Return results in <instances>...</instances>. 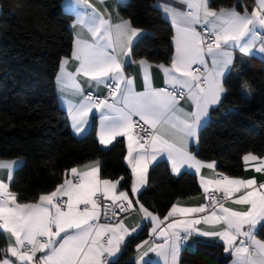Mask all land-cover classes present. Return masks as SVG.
<instances>
[{"label":"snow or ice","instance_id":"snow-or-ice-1","mask_svg":"<svg viewBox=\"0 0 264 264\" xmlns=\"http://www.w3.org/2000/svg\"><path fill=\"white\" fill-rule=\"evenodd\" d=\"M177 3L183 4L187 10L165 8V12L177 23L175 55L170 66H156L165 75V82L171 90L169 87H152L148 71L152 65L143 59L138 63L143 71L145 91L134 90L133 79L124 75V63L135 62L132 60V44L143 33L132 27L130 21L113 26L95 11L87 21L83 17L78 20L87 28L90 38L77 36L75 40L72 55L79 61L76 73L64 72L62 65V76L58 77L62 86H71L77 94L82 90L74 79L75 75L82 74L97 84L109 86L111 103L107 98L88 95L72 107L71 118L76 131L81 132L89 114L99 110L101 145L111 144L116 137H127V162L135 177L131 189L133 193L147 183L148 165L160 152L168 154L176 171L184 164L197 171L205 166L209 169L215 167L214 163H201L186 151L184 144L197 137L209 106L217 104L226 91L222 77L233 62L231 49L238 48L241 54H248L256 46L257 37H260L259 50L264 52V0H257V7L251 13L245 8L243 14L235 8H222L217 12L210 7L209 0H177ZM196 25L203 26L201 31L196 30ZM207 57L211 58L210 69L207 67ZM67 63L65 59L63 64ZM194 65L200 67L194 68ZM201 67L204 68L203 72ZM243 88L248 90L246 83ZM118 95L119 100L116 99ZM185 96L193 101L194 111L185 112L179 107V100ZM133 117H138V121L143 123L140 124ZM145 125L148 127L145 128ZM137 127L147 137L145 143H141V139L134 134ZM164 129L177 135L180 146H177V142H170L166 134H161ZM146 144L151 148L150 154ZM134 152L137 153L135 156ZM257 159L251 154L243 157L245 162ZM12 163L0 162V168H11ZM255 170L261 172L264 168L257 167ZM68 171L72 178L63 179L53 191L41 194L36 203H18L16 194L9 191V183L0 181V231L5 233L9 242L7 249H0V264H119L121 245L126 236L136 231V227L129 229L121 221L115 225L110 222L101 224L99 220L101 207L104 208L105 217L111 210L113 218L117 214V207L120 212L133 207L127 192L117 194L123 178L102 179L98 162L83 170L73 167ZM200 183L205 193L209 192L210 186H214L224 200L245 190L234 203L247 205L248 208L234 211L224 207L212 195L210 202L213 210L210 214L199 219L170 223L159 233L165 238L164 243L150 246L145 242L138 246L145 250L139 253L137 259L143 260L151 251L163 257L164 264H178L179 242L187 240L196 231L204 236H218L226 245L225 251L234 253V264H264V241L255 239L254 235L257 224L264 227V183L256 187L254 178L245 180L228 176L214 180L201 178ZM101 201H124L127 204L116 206L101 204ZM139 208L159 226L158 217L142 204ZM207 210L208 205H173L167 216L205 213ZM202 222L223 223L226 227L223 231L199 232L194 226ZM168 229H180L184 235L181 236L180 231H173L169 235ZM238 237L244 238L239 244ZM37 253L40 255L37 256ZM144 264H152V261H144Z\"/></svg>","mask_w":264,"mask_h":264},{"label":"trees","instance_id":"trees-1","mask_svg":"<svg viewBox=\"0 0 264 264\" xmlns=\"http://www.w3.org/2000/svg\"><path fill=\"white\" fill-rule=\"evenodd\" d=\"M209 4L235 7L242 13L246 8L250 13L255 0H209ZM119 11L145 31L132 45L133 59L169 63L173 27L155 0H129ZM72 20L62 0H0V159H22L9 184L19 202H36L62 183L68 170L93 159L101 162L102 178H123L119 189H131L125 139H116L108 148L101 146L95 117L87 133L76 136L59 104L55 78L72 50ZM223 84L226 91L210 109L192 151L202 160L214 161L219 173L240 177L244 155L264 153V58L237 55ZM200 192L195 174L174 175L169 163L161 160L150 168L148 186L138 200L165 217L178 199ZM259 234L264 238V227ZM147 238L144 225L123 243L119 264H136L130 257ZM6 247L0 231V249ZM231 259L223 243L198 241L194 250H182L180 262L229 264Z\"/></svg>","mask_w":264,"mask_h":264},{"label":"crops","instance_id":"crops-1","mask_svg":"<svg viewBox=\"0 0 264 264\" xmlns=\"http://www.w3.org/2000/svg\"><path fill=\"white\" fill-rule=\"evenodd\" d=\"M128 1L129 0H62V4H63V7L65 8V10H67L69 13H71L73 15V20L71 22V30L73 32V45H72V50H71L70 55L65 57L61 61L59 71L57 72V75L55 78V88H56V93H57V98H58L59 104L65 110V112L67 114V119H68L69 125L71 126L75 135L78 137H82L87 133V131L90 128L91 121L95 117L97 120L96 136H97V139L99 140V132H100V128H101V111L94 110L92 113H90L89 117L87 118V124L84 126L83 131L77 132L75 127L73 126L74 122L71 118L72 107L75 106L76 104H78L85 97L84 94L86 91H94V92L98 93L99 95H106L105 84H97L95 81L89 80L87 77H84L82 74L74 76L75 81L80 85V88L82 90V92L80 94H77L71 86L64 87L61 85V83L58 82V77L62 76V65H63V71L64 72L72 73V74L76 73V69L78 68L79 61L75 60L73 58L72 54H73V51L75 49V40H76L77 36H80L81 38H90V33H88L87 28L84 27V25L78 23V20L83 17L85 19V21H87L89 18V15L93 11H95L96 13H99L100 15H102L113 26L121 23L122 21H130L129 19L123 17L119 11V6L126 4ZM155 6L161 10L163 16L170 22V24L173 27V37H172V41H173V45H174V51H173V55H172V58H173V56L175 55V37H176L177 23H176V21H174L171 18L170 15H168L165 12V8L176 7L180 11H186L187 9L185 8V6L183 4L177 3V0H155ZM256 7H257V0H255V7L254 8H256ZM222 8L223 9H232L235 7H221V8H212V9L219 12V10ZM235 10L238 11L236 8H235ZM238 12H240V11H238ZM240 13H242V12H240ZM130 23H131V21H130ZM131 26L134 27L132 25V23H131ZM201 26L202 25H196V30L200 31ZM134 28H136V27H134ZM137 29H140V28H137ZM140 30L143 34L145 33V31L143 29H140ZM262 31H264V30H262ZM138 38L134 39L133 44ZM259 49H260V37H257L256 46L250 51V53L243 54V55L254 54V55H257L259 57L264 58V52H261ZM117 50H119V49L117 48ZM231 52H232V56H233V62L229 66V68L225 71V73L222 77V83L224 82V79L228 75V73L233 69L236 56L242 55L238 48L231 49ZM172 58H171L170 62L166 63V64L165 63L152 62V61L143 59V60L147 61L148 64L152 65V67L149 68L148 71H149V75L151 78V84H152L153 88L159 89V88H165V86H169L165 82L166 81L165 75L156 66L161 65V64H163L165 66H170ZM65 59H67V61H68L67 64H63V61ZM206 59L208 60L207 67L210 69L212 67L211 58L207 57ZM132 60L135 62L131 63V64L124 63V75L126 78L133 79V82H134L133 87H134V90L136 92H143V91H145V84H144V80H143V71L141 70V67L138 63L141 59H133V57H132ZM128 65H130V66L128 67ZM193 67L195 68V67H200V66L194 65ZM201 68L204 71V68L203 67H201ZM105 79H107V78H105ZM121 87L123 88V85H121ZM223 87H224V84H223ZM223 94H222V96H223ZM222 96H221V98H222ZM116 99L117 100L120 99L119 95L116 97ZM109 102L111 103L112 99H110ZM219 102L217 104L209 106V108L207 110V116L203 120L201 126L198 128L197 137L194 139H189L184 144V147H185L187 152H189L192 156H194L197 160H199L201 163H203L205 165H207L208 163H214V165H215L214 168L209 169L208 167L205 166V167L200 168L199 171H197L195 168L190 167L187 164H184V165H181L179 167L178 171H176L173 169L172 161L169 159L168 154L166 152H160L156 155L155 160H153L148 165L147 183L140 186V188L137 192L133 193L131 191V189L133 188V185H134V181H135V177L133 176V174H132V182H131L130 191L121 190V189H119V185H118L117 194H119L120 191L127 192L129 195V198L132 200V204H133V210L129 214H127L126 216L121 218L119 221L123 222L124 225L126 227H128L129 229L136 227V231L132 232L131 235L126 236L124 242L129 237H131L132 235L137 233L144 225H146L147 232H148V238L145 241H143L139 246L144 245L145 242H147V245H150V246H155L157 244H163L165 238L160 236L159 233L161 230L167 228V226L170 223H173L175 220L183 221V220H188V219H199L202 216L208 215L211 213V211H209V212H205V213H191L188 215L176 214L175 216H172V217H168L167 215L165 217H162L153 209L143 205L138 200V195L143 189L147 188L149 170L158 161H161V160L167 161L169 163L171 170H172L174 175H178L184 171L195 174L199 179V183H200L201 178L214 180V179L221 178L222 176H228L229 178H240V179H245V180L250 179V178H254L257 181L256 187H259V185L261 183H264V171L257 172L255 170L257 167L264 168V153H263V155H260V156L257 154H254V153L246 154V155H249V154L255 155L258 157V159L256 161H247V162H245L243 160L244 166H245V170H244L243 175L240 177H233V176L224 175V174L219 173L217 171L216 164L214 161L202 160L199 157H197L194 154V152L192 151V148L194 146H196L198 143L199 131H200L201 127L203 125H205V123L208 121L210 109L212 107L218 105ZM179 107L182 108L185 112H192L195 110L193 101L190 98H188L187 96H185L183 99L179 100ZM134 134L137 136V138H139L135 132H134ZM161 134H166L167 138H169L170 142H177V146H180V144L178 142L177 135L173 134L170 130L164 129V130H162ZM118 138H121V137H116L112 141V143ZM122 138H124L125 142H126V156H125L126 164L129 168V170L131 171V166L127 162V155H128L127 137H122ZM141 143H143V142L141 141ZM111 144L101 145V146H103L104 148H108ZM146 150L149 154L151 153L150 147L148 149L146 148ZM136 154H137L136 152L133 153L134 156ZM0 162H13L11 168H0V181H3V182L10 184L12 177H13L14 170L18 165H20L22 163V159H10V160L0 159ZM96 162H98V166L100 168L101 162L99 159H93V160L87 161V162L80 164L78 166H75V167L83 170L86 166L90 167ZM9 175L11 176L10 181H9ZM100 176H101V173H100ZM65 178H72L70 171H68ZM102 179H108V178H102ZM200 186H201V192L199 194L191 196V197H187V198L178 199L173 205H177L180 207H199L204 202H206L207 195L210 191H218L214 188V186H210L209 192L205 193L201 183H200ZM244 191L245 190L242 189L241 192L234 193L232 195V197H230L227 200L222 202L223 206L226 208H230L234 211H245L248 208L247 205H239V204L234 203L235 199H237L240 195H242L244 193ZM46 194H48V193H46ZM137 201H138V203H137ZM17 202L18 203H24V202H19L18 200H17ZM36 202H38V200ZM36 202H28V203H36ZM115 202L116 203H125L124 201H115ZM141 204L144 206V208H147L149 210V212H151L154 216L159 218V226H157L156 221L151 220L149 217H147L140 210L139 205H141ZM216 210H217V214L219 215L220 214L219 206ZM99 223L103 224L101 219L99 220ZM115 224L116 223H114L113 225H115ZM194 227L199 232H204V231H223L226 226L223 223L204 224L202 222L201 224L195 225ZM260 227H261L260 224H257L255 227V230H254L255 239L260 240V241H264V238L261 237L259 234V228ZM153 229H156V231L154 232ZM245 230H247V226H245ZM173 231H180L181 236L184 235V233L180 229H168L169 235ZM3 234L6 238V235L4 232H3ZM241 239H244V238L238 237L237 244H239V241ZM6 241H7V247H6V249H7L9 247V242H8L7 238H6ZM198 241H205V242L214 243V244L223 243L224 247L226 248L225 243L218 236H204V235H200V234H198V232L194 231L192 233V235L188 236L187 240H181L179 242V245H178V247H179L178 264H181L180 261H181L182 250H184V249L194 250L196 247V243ZM123 243H122V245H123ZM122 245H121V248H122ZM246 246H248V242H246ZM144 250H145L144 248H138L137 247L136 251L130 257V260L135 262L136 264H144V261H148V260L152 261V263H154V264H164L163 257L158 256L156 253L151 252V251H148V255L144 256L143 260H138L137 257L139 255V253L144 251ZM250 251H251V249H250ZM226 253H228L232 256V259L229 262V264H234V261L236 260L234 253L228 252V251H226ZM8 255L10 256V253H8ZM39 255H40V253H37V256H39ZM12 259L15 261V258H12Z\"/></svg>","mask_w":264,"mask_h":264},{"label":"built area","instance_id":"built-area-1","mask_svg":"<svg viewBox=\"0 0 264 264\" xmlns=\"http://www.w3.org/2000/svg\"><path fill=\"white\" fill-rule=\"evenodd\" d=\"M202 27L203 26H201L200 27V31H201V29H202ZM201 72H203V70H202V68H201ZM165 87H169V86H165ZM105 88H106V95H99L98 93H96V92H94V91H86L85 92V94H84V96L86 97V96H88V95H91V96H93V98H99V99H111L110 97H109V90H110V88H109V86L107 85V84H105ZM169 90H171V88L169 87ZM134 120H136V121H138V117H134L133 118ZM140 124H142L143 122L142 121H138ZM148 126L147 125H145V128H147ZM134 132L138 135V137L141 139V141L143 142V143H145V141L147 140V137H145L144 136V133L141 131V129L139 128V127H137L136 129H134ZM150 146L148 145V144H146V148L148 149ZM212 195H214L215 197H216V199L218 200V201H221V202H223V201H225L224 199H223V197H222V194L219 192V191H210L209 193H208V195H207V200H206V202H204L202 205H208V210L206 211V212H209V211H212L213 210V206H212V204H211V202H210V197L212 196ZM103 203H108L109 205H113V204H115L116 206H118V205H120L121 203H116V202H113V201H101V204H103ZM125 205L127 204V202H125L124 203ZM201 205V206H202ZM218 204L216 205V209L218 208ZM133 210V207H131V208H129L127 211H125V212H120L119 211V209H118V207H117V209H116V211H117V214H116V216L113 218L112 216H111V210H109V214H108V217H105V215H104V208L103 207H101V221L103 222V223H112V224H114V223H116L117 221H119L121 218H123L124 216H126L127 214H129L131 211Z\"/></svg>","mask_w":264,"mask_h":264}]
</instances>
